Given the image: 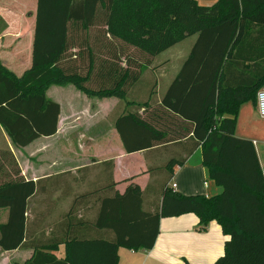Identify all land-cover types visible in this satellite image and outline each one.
I'll list each match as a JSON object with an SVG mask.
<instances>
[{
	"label": "trees",
	"instance_id": "trees-1",
	"mask_svg": "<svg viewBox=\"0 0 264 264\" xmlns=\"http://www.w3.org/2000/svg\"><path fill=\"white\" fill-rule=\"evenodd\" d=\"M193 35L164 94L155 87L133 98L154 58ZM66 84L119 100L111 123L125 153L143 152L151 180L120 193L112 160L99 164L101 184L87 180L97 166L81 167L83 189L59 222L38 232L30 204L49 188L24 179L1 151V251L31 249L22 264H118L119 248L153 247L161 218L192 213L199 229L215 220L228 236L212 264H264V176L253 143L235 135L239 106L264 88V0H36L30 67L16 75L0 60V127L13 146L56 133L60 105L46 90ZM198 148L218 193L182 194L169 184Z\"/></svg>",
	"mask_w": 264,
	"mask_h": 264
},
{
	"label": "crops",
	"instance_id": "crops-1",
	"mask_svg": "<svg viewBox=\"0 0 264 264\" xmlns=\"http://www.w3.org/2000/svg\"><path fill=\"white\" fill-rule=\"evenodd\" d=\"M195 1L204 6L216 2V0ZM16 4L19 3L14 0H0V16L3 19V21L0 20V31L6 23V28L0 34V60L16 75H21L31 64L36 4L31 3V7L27 8ZM195 38V35L186 38L190 40L186 47L183 49L179 47L172 54H167L154 62L157 67L150 72L152 75L151 88L156 87L159 90V97L164 94L167 86L179 71ZM137 84L138 82L130 89L131 94L135 99L144 98L148 92L144 94L145 90ZM66 85H51L46 90V97L60 105L55 134L39 137L24 147H15L0 127V153L5 151L13 156L20 170L19 175L24 179L33 181L41 179L46 189L49 188V192L39 194L38 203L30 204L29 220L36 215L39 216L34 223L35 228L39 227L38 232H47L59 222L66 214L74 193L83 189L79 186V173L76 172L81 167L97 166L92 171L91 176L93 177L87 180L94 179V182L101 184L105 182L106 176L105 173H100L99 164L112 160L114 163L112 176L116 182L115 188L120 193L130 183L138 184L143 190L151 180L146 170L143 152L125 153L120 137L111 123L110 117L117 108L119 100L114 97L84 98L78 92L79 90L68 89L71 97L84 98L86 102L92 101V105L96 103L99 108L104 106L102 113L88 112L89 118L98 117L96 124L92 126L93 130L91 126L88 128L74 125L78 113L75 111L67 113L64 110L63 102L67 96L59 100L57 92L50 94L51 89L56 88L55 86L65 87ZM65 120L72 121V123L68 124ZM235 135L253 143L264 176V118L258 115L254 99L239 106L236 114ZM95 174L97 178L94 177ZM153 177L155 178L152 176V179ZM205 178L206 170L202 165L201 150L198 148L183 165L174 167V174L169 184L175 183V190L182 194L208 195L221 190L220 187L211 185ZM151 198L153 196L149 197ZM5 215L6 211L0 209V223L5 220ZM198 226V218L192 213L161 218L159 233L153 247L138 251L119 248L118 264H176L184 260L189 264H212L223 254L224 242L228 236L223 234L215 220L209 222L203 229H199ZM31 254L32 250L29 248L0 250V262L2 264H22ZM63 255L64 246L60 245L58 256L63 257Z\"/></svg>",
	"mask_w": 264,
	"mask_h": 264
},
{
	"label": "rangeland",
	"instance_id": "rangeland-1",
	"mask_svg": "<svg viewBox=\"0 0 264 264\" xmlns=\"http://www.w3.org/2000/svg\"><path fill=\"white\" fill-rule=\"evenodd\" d=\"M14 1H16V3H19L16 5L21 6L22 8L29 7L31 5V3L36 4V0H14ZM189 39H191V38H189ZM189 39L183 40L179 44L172 47L171 49L167 50L166 52H163V54H161V55L159 54L160 56L159 55L156 56L154 58L153 62L158 61L159 59H161L162 57H164L167 54H172L174 52V50L179 48V47H182V49H183L184 47H186L187 43L190 41ZM186 50H188V49H186ZM151 84H152V75L150 74V72H145L137 85L142 87V89L145 90L144 94H146V92L151 91V89H152ZM55 87L56 88L51 89L50 94L57 92V96L59 97V100L65 96L71 97V94H69L70 92L68 91V89H75L76 90V88L74 86H72V84H68L65 87H58V86H55ZM63 89H65V90H63ZM76 91H78V90H76ZM78 92L81 93L80 91H78ZM81 94L83 95L84 98L87 97L83 93H81ZM67 97H66V99H64V102H63L64 110L67 113L69 111L70 112L75 111L76 113H78V117L75 118L76 120L74 121V125H82V126L88 127V128H91L92 126H94V124H96V120H98L97 119L98 117L94 116V117L89 118V116H87L88 112L90 111L94 114L97 112L102 113L104 106H101L103 108H99V106L96 103H93V105H92V101L86 102L83 100L84 98H78L75 96H73L71 98H67ZM97 99H101V98H97ZM105 107H106V105H105ZM65 121L68 122V124L72 123V121H67V120H65ZM92 130H93V127H92ZM92 132H94V131H92ZM205 180H207V179L205 178ZM207 182H208V180H207ZM0 264H2V263L0 262Z\"/></svg>",
	"mask_w": 264,
	"mask_h": 264
},
{
	"label": "built area",
	"instance_id": "built-area-1",
	"mask_svg": "<svg viewBox=\"0 0 264 264\" xmlns=\"http://www.w3.org/2000/svg\"><path fill=\"white\" fill-rule=\"evenodd\" d=\"M256 109L258 115L264 118V88L260 89L256 93ZM172 187L175 189L176 184L172 183Z\"/></svg>",
	"mask_w": 264,
	"mask_h": 264
}]
</instances>
